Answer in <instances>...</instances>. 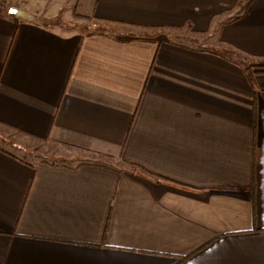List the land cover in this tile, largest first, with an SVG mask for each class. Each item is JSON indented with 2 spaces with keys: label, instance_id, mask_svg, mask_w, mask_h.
<instances>
[{
  "label": "crops",
  "instance_id": "obj_1",
  "mask_svg": "<svg viewBox=\"0 0 264 264\" xmlns=\"http://www.w3.org/2000/svg\"><path fill=\"white\" fill-rule=\"evenodd\" d=\"M16 1L0 264H264V0Z\"/></svg>",
  "mask_w": 264,
  "mask_h": 264
},
{
  "label": "rangeland",
  "instance_id": "obj_2",
  "mask_svg": "<svg viewBox=\"0 0 264 264\" xmlns=\"http://www.w3.org/2000/svg\"><path fill=\"white\" fill-rule=\"evenodd\" d=\"M47 3V5L45 6V4ZM2 6L0 7V9H7L9 8L8 11L13 10V8H16L15 6H13V4L18 5L21 7V5L16 1V0H2L1 1ZM62 6V4L59 2V0H46V2H37V4L35 5V7L32 9V15L29 17L26 16H22L23 18H30L32 20H38L39 22L45 21L52 23L54 26H59L61 28L64 27L65 30L67 31H72L75 32L76 30H80L75 28L76 26H74V21L71 19V17L69 16V13L65 10L62 11L63 15L60 18L57 17H51L50 21H49V15L47 13L50 12V15L55 13V7L57 9H59ZM12 8V9H11ZM41 13V17H37L35 13ZM48 24V23H47ZM51 24V26H52ZM61 24H64L61 26ZM69 164H74L69 163Z\"/></svg>",
  "mask_w": 264,
  "mask_h": 264
},
{
  "label": "trees",
  "instance_id": "obj_3",
  "mask_svg": "<svg viewBox=\"0 0 264 264\" xmlns=\"http://www.w3.org/2000/svg\"><path fill=\"white\" fill-rule=\"evenodd\" d=\"M1 1H2V0H0V7L2 6ZM237 2H239V0L236 1V4H237ZM74 16H75V17H78V16L75 15V14H74ZM236 16H237V15H236ZM236 16H235L234 18H236ZM225 54L230 55V54H229V51H226ZM231 55L234 56L232 53H231ZM231 61H233V60H231ZM250 68H251V66H245V67H244V74H245V77H246L248 83H249L251 86H253V85H254V82H253V79H252V76H251V73H250ZM253 115H254V116H253V117H254V129H253V130H254V132H255V109H253ZM158 178H159L160 181H164V180L162 179V177H158ZM209 243H210V242H207V243H205V244L199 246L198 248H196L195 250L191 251L189 254H187V255H185V256L178 257L177 262H178L179 264L183 263V262L186 261L188 258H190L192 255H194L196 252L200 251V250L203 249L205 246H207Z\"/></svg>",
  "mask_w": 264,
  "mask_h": 264
}]
</instances>
